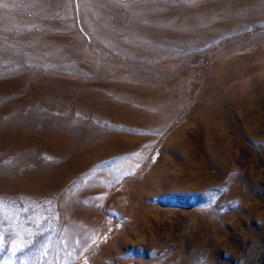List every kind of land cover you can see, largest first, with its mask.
Masks as SVG:
<instances>
[{
	"label": "rangeland",
	"instance_id": "rangeland-1",
	"mask_svg": "<svg viewBox=\"0 0 264 264\" xmlns=\"http://www.w3.org/2000/svg\"><path fill=\"white\" fill-rule=\"evenodd\" d=\"M0 264H264V0H0Z\"/></svg>",
	"mask_w": 264,
	"mask_h": 264
}]
</instances>
